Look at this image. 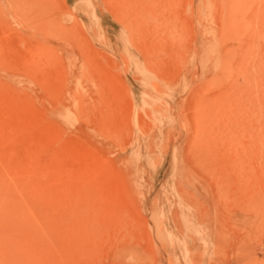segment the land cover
<instances>
[{
  "label": "rangeland",
  "instance_id": "374dc122",
  "mask_svg": "<svg viewBox=\"0 0 264 264\" xmlns=\"http://www.w3.org/2000/svg\"><path fill=\"white\" fill-rule=\"evenodd\" d=\"M0 264H264V0H0Z\"/></svg>",
  "mask_w": 264,
  "mask_h": 264
},
{
  "label": "bare ground",
  "instance_id": "6f19581e",
  "mask_svg": "<svg viewBox=\"0 0 264 264\" xmlns=\"http://www.w3.org/2000/svg\"><path fill=\"white\" fill-rule=\"evenodd\" d=\"M256 208V207H255Z\"/></svg>",
  "mask_w": 264,
  "mask_h": 264
}]
</instances>
